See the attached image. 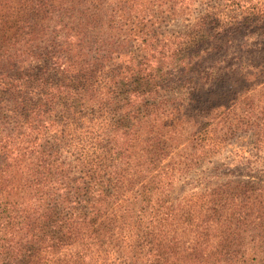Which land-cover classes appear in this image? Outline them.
Masks as SVG:
<instances>
[{
    "label": "trees",
    "instance_id": "16d2710c",
    "mask_svg": "<svg viewBox=\"0 0 264 264\" xmlns=\"http://www.w3.org/2000/svg\"><path fill=\"white\" fill-rule=\"evenodd\" d=\"M235 134L264 0H0V264H264V183L179 189Z\"/></svg>",
    "mask_w": 264,
    "mask_h": 264
},
{
    "label": "rangeland",
    "instance_id": "374dc122",
    "mask_svg": "<svg viewBox=\"0 0 264 264\" xmlns=\"http://www.w3.org/2000/svg\"><path fill=\"white\" fill-rule=\"evenodd\" d=\"M236 86V84H233ZM227 99L221 100L227 107L225 111L236 105V89ZM229 100V102H226ZM224 112L223 108L219 113ZM236 114V106L235 111ZM251 138L236 134L232 136L228 143L220 151L198 165L180 185V190H196L209 186L217 181H227L236 179H251L259 183H264V163L259 160L264 158V152L254 150Z\"/></svg>",
    "mask_w": 264,
    "mask_h": 264
}]
</instances>
